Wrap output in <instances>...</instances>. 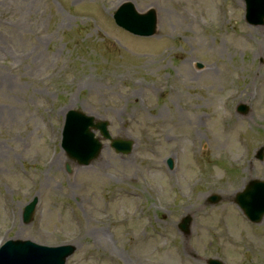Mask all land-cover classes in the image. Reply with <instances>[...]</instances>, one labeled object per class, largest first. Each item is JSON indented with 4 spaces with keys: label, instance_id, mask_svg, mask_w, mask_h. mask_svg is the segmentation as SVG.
<instances>
[{
    "label": "rangeland",
    "instance_id": "1",
    "mask_svg": "<svg viewBox=\"0 0 264 264\" xmlns=\"http://www.w3.org/2000/svg\"><path fill=\"white\" fill-rule=\"evenodd\" d=\"M126 1L155 10L156 35L114 26ZM68 106L133 139L131 155L105 142L88 166L68 161ZM263 145L264 24L244 22L242 0H0V241L71 245L66 264H264V217L251 225L233 203L264 180Z\"/></svg>",
    "mask_w": 264,
    "mask_h": 264
},
{
    "label": "water",
    "instance_id": "2",
    "mask_svg": "<svg viewBox=\"0 0 264 264\" xmlns=\"http://www.w3.org/2000/svg\"><path fill=\"white\" fill-rule=\"evenodd\" d=\"M247 1V8L249 12V21L251 22V13L254 15H261L259 19L264 18V0H258L254 4L251 0ZM117 21L124 27L132 31V33L140 36H150L155 33V15L153 11H149L145 15H137L130 5H124L116 13ZM258 19L259 22H261ZM238 112L245 114L247 109L243 106L238 108ZM89 128L99 129L101 134L105 139H109V136L105 129V124L97 123L95 126L92 124V119L85 117L80 112H69L66 119V129L64 136L63 146L70 154V152H76L81 154L86 158H91L93 155H97L100 145L97 140L93 139V136ZM130 143H123L121 141L115 140L112 141V147L115 150L127 149ZM82 156V157H83ZM261 153L258 155V158L261 159ZM211 204H216L219 202V198L216 196L211 197ZM234 202L240 207L246 217L254 223H259L264 216V183L258 180L251 181L246 189L236 195ZM29 216L27 217V219ZM191 219L186 217L182 224L180 225L181 230L188 235ZM29 243L25 244H16L9 245L5 250L6 254L14 255L11 250L16 252L23 253L29 247ZM9 250V252H8ZM67 251L63 250L61 253ZM55 260H58V257L54 256ZM60 259V257H59ZM60 264L62 261H59ZM208 264H222L219 261L208 260Z\"/></svg>",
    "mask_w": 264,
    "mask_h": 264
},
{
    "label": "bare ground",
    "instance_id": "3",
    "mask_svg": "<svg viewBox=\"0 0 264 264\" xmlns=\"http://www.w3.org/2000/svg\"><path fill=\"white\" fill-rule=\"evenodd\" d=\"M224 78V81H226V78L225 77H223ZM71 106H68L67 108H70Z\"/></svg>",
    "mask_w": 264,
    "mask_h": 264
}]
</instances>
